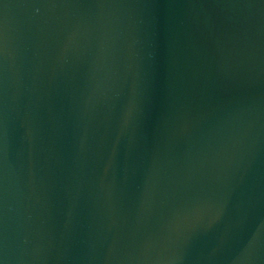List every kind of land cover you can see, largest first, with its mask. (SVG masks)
I'll return each mask as SVG.
<instances>
[{"label":"water","instance_id":"obj_1","mask_svg":"<svg viewBox=\"0 0 264 264\" xmlns=\"http://www.w3.org/2000/svg\"><path fill=\"white\" fill-rule=\"evenodd\" d=\"M0 264H264V0H0Z\"/></svg>","mask_w":264,"mask_h":264}]
</instances>
